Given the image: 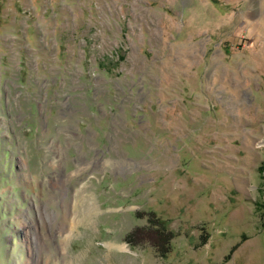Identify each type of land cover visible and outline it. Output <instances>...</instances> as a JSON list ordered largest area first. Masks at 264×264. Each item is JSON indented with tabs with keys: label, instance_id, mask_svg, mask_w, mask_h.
<instances>
[{
	"label": "rangeland",
	"instance_id": "1",
	"mask_svg": "<svg viewBox=\"0 0 264 264\" xmlns=\"http://www.w3.org/2000/svg\"><path fill=\"white\" fill-rule=\"evenodd\" d=\"M54 260L264 264V0H0V264Z\"/></svg>",
	"mask_w": 264,
	"mask_h": 264
},
{
	"label": "trees",
	"instance_id": "2",
	"mask_svg": "<svg viewBox=\"0 0 264 264\" xmlns=\"http://www.w3.org/2000/svg\"><path fill=\"white\" fill-rule=\"evenodd\" d=\"M114 64L116 65L117 63L114 62ZM109 71H111V70L109 69ZM151 215H152V214H151ZM151 220H153V219H151ZM155 222L160 224V222H159L158 219L155 220ZM161 228H162V231H163V230H164V226L162 225ZM158 231H159V230H158ZM162 231H159L160 235H161ZM132 238H134V239L137 238V237H136V232H135V230H134L133 232H131V233L128 235V239H129L128 242H129V243H130V240H131ZM159 240H160V241L157 240V242H156L154 245H155V248H156L157 250L161 251V253L163 254L164 251H167V250H168V246L163 245V242H166V241H167V238H161V239H159Z\"/></svg>",
	"mask_w": 264,
	"mask_h": 264
},
{
	"label": "bare ground",
	"instance_id": "3",
	"mask_svg": "<svg viewBox=\"0 0 264 264\" xmlns=\"http://www.w3.org/2000/svg\"><path fill=\"white\" fill-rule=\"evenodd\" d=\"M46 216H48V219L51 221V217H50V215H48V213H46ZM66 218V217H65ZM41 219H42V222H44L45 220H43V217H42V215H41ZM49 222V221H48ZM60 229L58 230V231H61V227H59ZM63 242L62 243H64V238H63V240H62ZM30 242V241H29ZM32 242V241H31ZM48 256V255H47ZM48 258H46V260H47ZM49 262V261H48ZM47 261H46V264L48 263ZM53 262V263H52ZM50 264V263H49ZM51 264H56V261L54 260V261H51Z\"/></svg>",
	"mask_w": 264,
	"mask_h": 264
}]
</instances>
